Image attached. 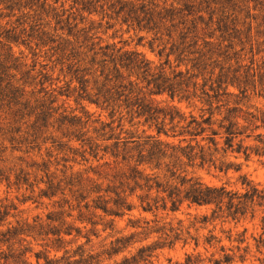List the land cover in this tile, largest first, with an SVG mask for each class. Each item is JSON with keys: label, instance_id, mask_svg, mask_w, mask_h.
Wrapping results in <instances>:
<instances>
[{"label": "trees", "instance_id": "1", "mask_svg": "<svg viewBox=\"0 0 264 264\" xmlns=\"http://www.w3.org/2000/svg\"><path fill=\"white\" fill-rule=\"evenodd\" d=\"M71 1V9L77 6L79 22L73 12L66 17L65 12H55L47 0H0V17L14 18L12 26L0 33V110L6 119L0 129L1 144L24 154L35 149L40 153L44 147L48 157L30 165L41 173L39 179L34 175L31 181V174L20 169L11 180V174L5 176L0 170V181L7 188L26 186L31 193L27 200L39 205L46 200L56 209L44 220L36 216L32 223L16 221L15 226L7 223L1 229L10 212L17 210L12 203L1 205L0 264H31L26 255L32 252L35 264L40 260L43 264H101L102 255L111 260L124 253L136 234L115 238L101 254L87 253L78 245L72 255L65 251L58 259L13 245L31 238L59 251L87 226L91 227L86 233L89 241L98 226L103 232L112 231L116 220L125 216L127 227L159 237L112 264H151L158 249L171 248L181 239V221L174 229L165 220L183 205L206 209L184 231L196 247L200 237H191L190 229L198 235L214 222L237 225L253 220L258 212L264 214V187L241 173L252 159L264 164V111L210 110L214 102L232 96L230 88L242 97L249 93L264 97V0ZM104 19L106 28L124 26L139 42L146 40L157 63L136 50L123 51L103 42L97 30ZM19 45L33 51V56L44 52L48 63L40 65L36 75H31L36 64L25 70L26 64L14 56L13 47ZM55 70L64 81L56 94L65 98L62 106H56V90L44 87ZM37 78L41 88L35 96L26 84ZM162 95L170 101H199L209 108L186 114L156 101ZM70 100L79 107V114L59 113ZM88 105L107 120H101V115L95 118ZM126 118L128 128L122 124ZM91 161L103 163L93 166ZM68 163L89 165L83 173L73 172ZM200 170L239 173V188L207 184L195 174ZM133 211L154 219L132 221ZM245 234L246 229L235 239L226 236L238 244L231 249L221 246V239L213 234L204 237V246L219 245L220 257L212 254L208 262H245L250 253L248 244L240 247ZM253 241L256 252L264 255V215L261 233ZM256 260L264 264V256ZM196 263L191 255L185 259V264Z\"/></svg>", "mask_w": 264, "mask_h": 264}, {"label": "rangeland", "instance_id": "2", "mask_svg": "<svg viewBox=\"0 0 264 264\" xmlns=\"http://www.w3.org/2000/svg\"><path fill=\"white\" fill-rule=\"evenodd\" d=\"M48 6L55 9V12L63 13L65 12L64 17H66L69 13H74V15L77 17L76 22H79V13H75L76 7L74 9H71V7L74 6L73 2L71 0H47ZM1 12V11H0ZM7 12L3 11V15H5ZM83 17H86V14L82 15ZM94 20L99 21L100 17L94 16L92 17ZM43 21H45L43 19ZM8 22L9 25H6ZM14 22V18H2L0 17V33L5 31L6 29H9L10 26H12V23ZM106 19H104L101 22L100 28L98 31V36L101 38V40L108 44H113L116 46V48H121L123 51L126 50H136L138 52H141L146 59H148L151 62L157 63V58L152 53L147 45L146 40H143L142 42L138 41V38L136 34L133 31L126 32V28L119 27L118 25H115L112 28H106ZM109 24H113V22H109ZM97 27V26H95ZM14 56L21 58V62L26 64L25 70L32 69V65L36 64L35 69L33 72H31V75H36L38 71L41 70L40 65L48 63L47 60L44 58V52L40 51L37 52L36 56H33V51L28 50L24 46H14ZM21 52V54H20ZM50 66V65H49ZM48 66V67H49ZM49 69V68H48ZM47 69V70H48ZM19 77V76H18ZM59 78V79H57ZM57 79V80H56ZM39 78H37L35 81L32 82V80H28L26 84V90L28 92H34L35 96L37 95V92L40 90V85L38 84ZM64 86V81L62 77H59V73L57 70H55L54 74L51 77V80L47 81L44 84V87L46 90L52 89L56 90L55 96L58 92V88H61ZM230 92H232V96L229 97H223L220 99V102L217 104L214 102L210 110H227V109H235V110H263L264 111V97H260L256 94L249 93L245 97H242L238 95L237 90L230 88ZM42 94H40L41 96ZM39 96V95H38ZM57 97V103L56 106H62V101L65 100L64 97L56 96ZM156 101L161 102V105H168V106H174L177 110H181L184 113L188 114L190 112L197 114L198 110H208V106L200 103L199 101H178L175 99L174 101H170L165 95L157 96L155 97ZM218 106V108H216ZM66 110H63L62 107L58 112L61 113L63 111L73 112L75 114H79V107L74 104L72 100L68 101V104L65 106ZM87 109L90 113L94 114V117L97 118L100 116L101 120H107V117L105 114L100 113L94 106H87ZM128 119H123L122 124H124L125 128H128ZM118 123V120L116 118L115 125ZM6 125V119H5V113L3 110H0V129L4 128ZM1 131H0V170L4 173L5 176L8 174H11V180L13 178V175L15 173H18L20 169H23L24 172L30 173L31 178L30 180H34V175H37V179L40 178L41 173L35 171L34 168H32L30 165L33 161L40 163L42 160L47 161L48 157L45 155L44 147L41 149V152L38 153L35 149L29 154H24L23 152L14 151L10 148V145L8 143L1 144ZM49 146V145H47ZM55 154V152H54ZM53 161V158L51 159ZM78 162V160H77ZM103 163V161H91L90 164L93 166H100ZM68 166H73V172H83L85 173L87 170L88 164H74V163H68ZM51 172H54V167H51ZM58 170H60V167H58ZM242 174H245L251 181H253L255 184L260 185L261 187H264V164L260 161H257L256 159H252L251 161L245 163L242 167ZM59 175V173L57 172ZM195 174L199 176L205 183L214 185V186H220V185H226L230 189H238V176L239 173L229 172L227 175L224 174H218L214 172H206V171H196ZM86 176H89L93 179H96V177L92 173L86 174ZM43 186L41 185V188ZM37 192V190L35 191ZM31 196L30 190L27 189L26 186L22 187L20 190L16 189L15 186H10L7 188L5 181H0V206L9 205L10 203L17 206L16 211H11L9 217L7 218L4 227L1 229H5L7 226V223H10L11 225L15 226V222H28L32 223L33 219L38 216L45 219V216L48 212L54 211L56 209H53L51 207L52 203L49 204L48 201L43 200V205H39L37 203H33L32 200H27L28 197ZM206 212L205 208H197L194 206L188 207L187 205H183L178 212L175 213H169L168 216H166L165 222L170 223V226L174 229L179 228L178 222L181 221V228L183 229V234L181 236V239L175 243V245L171 248L164 247L162 249H158L151 260V264H185V259L188 255H191L193 259H196L198 263L196 264H210L208 261L212 254H215V258L220 257V252L218 250V246L216 245L215 248H208L202 244L204 237L209 236L210 234H213L218 239H221V246H223L225 249H231L238 246L237 243L232 242L230 243L227 241L226 236L228 234H231L232 238H236L239 234L243 232L244 229H246L245 234V243L242 244L240 247L244 248L247 244L250 247V253L246 257L245 262H240L238 260H235L232 264H260L259 261H257V258H263V254H259L256 252L255 248V242L253 241V238H257L261 233V216L264 215L261 212H258L253 220H250L247 218L246 220H243L239 222L237 225H234L233 223H226V224H220V222H214L211 225H207L205 229L200 230L198 235L193 229H190V235L191 237H200V243L199 246L196 247L194 245V241L190 239L188 236L185 235L184 231L190 226L191 222L193 221L194 217L200 216ZM74 216L76 213H73ZM141 217L146 218L147 220H153V216L150 214H139L137 211H133L130 214V218L132 221H136L140 219ZM161 217V215H159ZM163 218H165V215H162ZM73 222L72 220H69ZM164 222V221H163ZM75 226L83 227V224H80L78 222H73ZM128 224V216H125L121 220H116L114 229L112 231L106 230L103 232L101 230V227L98 226L96 229L98 231L96 233H90L89 234V241L86 240V233L88 229H91L90 226H87L80 237L78 239L73 240L70 244H65L63 249H60L59 251H56L54 248H51L52 246L49 245L48 247H45V242L37 240L32 241L31 238H26V241L19 244L13 245L15 249L20 248H31L33 251H41V252H48L49 258L51 259H58L62 255H64V252L67 251L68 255H72L73 252L76 250L78 245H82L83 249L87 253L91 254H101L104 250L108 249L110 247V243L114 241L115 238H118L120 236H128L131 233H135L136 236L132 238L131 242L132 245L122 254L119 256L113 257V259L108 260L106 255H102L101 259L103 262L101 264H112L114 260H120L123 255H129L135 253L136 249L140 245H150L158 240L159 235L156 234H148V232H143L142 229H131L130 227H127ZM229 231H231L229 233ZM210 232V233H209ZM74 235V234H73ZM73 237H67V240H71ZM147 238V239H146ZM75 239V238H73ZM186 239V240H185ZM238 239V238H237ZM2 251L6 252V247H2ZM28 261L31 264H35V257L32 253H27L26 255ZM78 258V257H75ZM44 261L40 260V264H43Z\"/></svg>", "mask_w": 264, "mask_h": 264}]
</instances>
